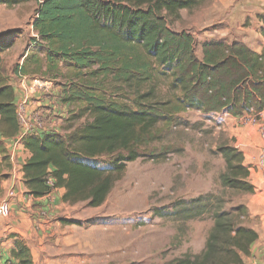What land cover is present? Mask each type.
<instances>
[{
	"label": "trees",
	"instance_id": "1",
	"mask_svg": "<svg viewBox=\"0 0 264 264\" xmlns=\"http://www.w3.org/2000/svg\"><path fill=\"white\" fill-rule=\"evenodd\" d=\"M19 1L0 0V5ZM41 1L32 28L47 50V70L56 72L63 62L77 72L62 100L80 101L84 110L80 115L86 114L88 121L66 126L64 135L25 137L30 157L22 165L23 182L26 194L34 198L64 188L63 203L99 207L122 177L126 163L143 156L142 149L156 139L159 123L166 124L188 108L205 113L226 109L240 117L250 107L255 113L264 107V49L257 53L240 42L206 41L200 44L198 57L193 35L171 30L182 20V10H195L205 0ZM35 63L38 60L30 62ZM156 70L172 78L171 91L178 94L175 101L158 99L154 86L143 88L153 81ZM28 71L24 63L9 71L0 58V133L8 138L19 131L10 75ZM107 80L121 83L120 95L129 98L127 104L112 99L118 89L107 90L103 86ZM217 151L224 161L221 186L253 193L241 151L229 143ZM97 157L109 158V167L85 162ZM190 204L181 214L189 217L212 210V226L199 253H185L169 264H245L244 257L258 239L240 220L247 217L246 208L222 210L205 198ZM15 245L10 255L17 264H33L25 244Z\"/></svg>",
	"mask_w": 264,
	"mask_h": 264
},
{
	"label": "rangeland",
	"instance_id": "2",
	"mask_svg": "<svg viewBox=\"0 0 264 264\" xmlns=\"http://www.w3.org/2000/svg\"><path fill=\"white\" fill-rule=\"evenodd\" d=\"M206 1L200 8L182 11V20L171 25V30L191 33L198 45L201 36L197 38L194 33L205 29V24L196 21V16L199 18L203 9L210 10L215 0ZM37 7V0L0 5V35L5 34L0 38V47L13 46L20 36L13 49L0 53L7 69L16 61L12 57L19 58L35 39L32 21ZM76 74L67 69L62 79L41 95L48 98L51 108L36 110L44 119V126L49 128L52 120L57 121L62 135L67 133L66 126L88 121L86 114L80 115L84 113L80 101L69 103L62 100L67 96L65 91L76 82L73 78ZM171 84L170 76L156 70L153 81L145 83L143 88L154 86L158 99L175 101L178 94L171 91ZM103 86L106 89L111 87L109 90L116 87L119 94H114L112 99L128 103L129 98H121V83L107 80ZM214 116L212 111L205 113L188 108L174 114L166 124L159 123L154 130L156 139L150 142L149 148L142 149L143 156L126 163L122 177L115 182L100 208H90L86 202H78L73 207L62 208L55 216L49 228L53 239L49 240V236L42 238L45 244H52L44 256L58 254L52 249L65 244L62 237L72 238L77 250L58 255L63 256V260L77 259L79 264H169L185 253L197 254L212 226V210L189 217L181 214V209L191 207V201L197 198L221 205L222 210L243 205L247 217L240 220L242 225L250 228L249 205L250 202L258 204L253 199L255 192L240 193L221 186L219 177L224 170V161L217 149L229 140L223 129L224 122ZM108 160L107 157H97L85 162L107 168ZM71 227L73 230H68ZM71 253L74 254L70 256Z\"/></svg>",
	"mask_w": 264,
	"mask_h": 264
},
{
	"label": "crops",
	"instance_id": "3",
	"mask_svg": "<svg viewBox=\"0 0 264 264\" xmlns=\"http://www.w3.org/2000/svg\"><path fill=\"white\" fill-rule=\"evenodd\" d=\"M206 3L207 1L203 5ZM212 5L213 7L208 11L203 9L199 18L198 15L196 16V21L200 20L205 24L203 26L205 29H198L194 33L197 38L201 36L197 45L198 57H200V44L206 41L240 42L257 53L264 49V0H215ZM34 37L33 43L25 47L19 58L15 55L12 57L16 61L8 69L10 71L16 65L23 63L29 68L27 74L10 75L9 82L14 89L15 104L26 95L29 96L26 111L31 115L36 114V110H40L41 107H50L48 98L41 96L43 91L51 88L54 82L58 83V79H62L67 69L71 70L68 64L60 62L56 72L48 71L47 50L36 33ZM19 38L20 36L15 39L14 45ZM14 45L0 48L8 51L13 49ZM33 59L38 60V63L30 64ZM54 95L56 96L55 93ZM217 112L222 115L223 129L229 144L241 151L243 163L249 167L248 180L254 186L253 199L258 202V204L250 202L251 210L248 213L250 220L248 225L258 234V239L250 246V255L244 257V262L264 264V178L253 167L259 149L264 147V138L261 137L256 125L244 123L241 117L231 116L226 109L214 113ZM260 120H264V113ZM57 124V121L52 120L50 127L45 126L43 130L48 134H62ZM29 157L30 152L23 143L15 144V136L8 138L0 133V206L4 207V214L0 215V264H17L16 259L10 255L17 241L27 246L33 264H79L80 261L77 259L63 260L61 259L63 256L58 255L77 250L72 238L62 237L65 244H61L60 248L52 249L53 252L58 253L56 256H44L45 253L47 254V249L52 248L51 243L45 244L42 241L46 236H49V240L53 239V236L49 235L50 222L62 211V208L71 205L61 201L64 188H56L49 195L39 198L26 194L22 165ZM72 254L74 253L70 256Z\"/></svg>",
	"mask_w": 264,
	"mask_h": 264
},
{
	"label": "built area",
	"instance_id": "4",
	"mask_svg": "<svg viewBox=\"0 0 264 264\" xmlns=\"http://www.w3.org/2000/svg\"><path fill=\"white\" fill-rule=\"evenodd\" d=\"M37 2L38 4H40L42 1L37 0ZM28 98L29 96L26 95L20 102L16 104V113L19 121V131L15 136V144L24 143V139L26 136H40L43 135L42 133H45V130H43L45 128L43 119L39 117L37 113L31 115L26 111ZM263 113L264 107L257 113L254 112L253 107H250L249 113H244L240 116L244 123L256 125L262 138H264V120H260V118L262 117ZM214 115L216 116H214V118L222 120V115L220 112L214 113ZM253 167L257 171H259L264 178V147L259 149V153L256 157ZM48 184L51 185L52 183L48 181ZM2 214H4V207L0 206V215Z\"/></svg>",
	"mask_w": 264,
	"mask_h": 264
}]
</instances>
